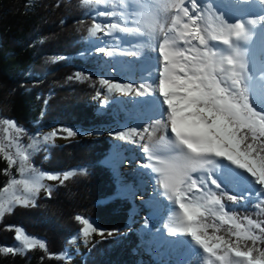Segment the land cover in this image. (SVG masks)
Here are the masks:
<instances>
[{"label": "snow or ice", "instance_id": "obj_1", "mask_svg": "<svg viewBox=\"0 0 264 264\" xmlns=\"http://www.w3.org/2000/svg\"><path fill=\"white\" fill-rule=\"evenodd\" d=\"M81 5L96 6L88 29L91 37L116 32L149 37L155 41L152 52L158 53L142 56L131 48L95 47L97 54L137 61L136 71L127 79H99L105 92L98 90L94 97L103 96L98 111L117 103L109 98L116 94L131 97L145 116L135 126L108 131L113 140L124 143L112 145L116 164L109 167L116 191L97 206L106 207L129 194L136 198L137 190L126 184L120 166L133 159L124 156L130 151L124 144L137 145L147 160L139 168L150 170L137 175L154 174L152 179L162 190L158 196L167 201L153 197L146 204L150 213L168 221L156 240L175 252L170 264H191L193 256L200 257L202 264H264V220L239 215V209L253 207L264 214V104L257 103L258 97H264V0H81ZM117 16L122 19H111ZM98 17L108 20L101 22ZM74 75L81 81L92 76L79 71ZM0 126L4 132L0 157L7 162L3 172L12 176L0 189V220L15 206H37L41 190L50 197L52 188L43 183L45 179L63 185L77 172L86 174V169L51 173L36 168L28 149L38 146L39 134L33 135V144L24 146L20 141L27 130L18 122L0 118ZM103 134L60 126L42 140L48 145L56 138ZM14 166L20 178L11 173ZM4 193H9L7 199ZM225 198L239 209L226 206ZM74 219L81 225L77 235L86 241L97 234L118 242L119 229H103L95 219L80 215ZM15 240L25 250H46L44 242L20 226H15ZM0 251L17 254L14 247ZM57 258L67 259L63 253Z\"/></svg>", "mask_w": 264, "mask_h": 264}, {"label": "trees", "instance_id": "obj_2", "mask_svg": "<svg viewBox=\"0 0 264 264\" xmlns=\"http://www.w3.org/2000/svg\"><path fill=\"white\" fill-rule=\"evenodd\" d=\"M95 7L82 6L81 0H0V118L16 121L27 130L21 139L24 146L32 144L40 129L54 125L88 129L127 122V109L119 102L93 112L96 92H102L98 81L109 73L108 61L95 53L96 41L88 32ZM81 70L91 72V78L76 79L74 74ZM257 103L264 104V97H258ZM3 136L0 126V138ZM112 145L109 139L98 137L42 147L37 152L29 149L32 163L42 171L61 173L81 167L87 176L57 185L51 196L38 199L35 207L18 206L5 214L0 221V248L20 246L15 240V226H20L28 235L44 240L46 250L36 248L23 255L0 251V264H65L57 257L80 236L76 215L95 219L103 229H128L117 236L118 242L116 238L99 240L102 242L91 248L81 264H142V254L152 247L154 264L175 261V252L156 240L163 230L158 215L152 214L147 225L143 221L137 229H130L131 199L97 206L116 191L109 167ZM6 168L7 162L0 157V189L11 179L3 172ZM222 202L239 209L226 198ZM239 215L264 220V214L254 207L239 209ZM191 264L202 261L193 256Z\"/></svg>", "mask_w": 264, "mask_h": 264}, {"label": "rangeland", "instance_id": "obj_3", "mask_svg": "<svg viewBox=\"0 0 264 264\" xmlns=\"http://www.w3.org/2000/svg\"><path fill=\"white\" fill-rule=\"evenodd\" d=\"M107 10H110V9H107ZM251 18H254V16ZM97 19L101 22H107V20H108V18H105V17H98ZM111 19L119 21L122 18L117 16V17H112ZM98 37H99V39L94 38L96 41V45H103V46H108V47L119 46V47H124V48H131L132 50H136V51L140 52L142 54V56L148 55V49H147L146 43H140V41H139L140 37H138V38L129 37V36H126L125 34H121L118 32L113 33L112 36H103L101 33H98ZM125 40L130 41L131 43H124ZM90 55H91V53H86L84 56L88 57ZM97 55H99L103 59H106L109 63V73L107 75L102 76L104 78H111L114 81H119L121 79H127L128 77H131L134 74V72L136 71L137 61L133 57H125V56L107 57L105 54H97ZM113 68H115V70H113ZM80 72L91 73V72L86 71V70H81ZM102 92H105L104 88H102ZM109 98H110V100H114V101H117L119 103L121 101L127 102V103H120L125 109H127V114L129 117H128L126 123H121L120 121H116L114 124H111L109 126L96 125L92 128H88V129L72 127V128H77L81 131L100 130L104 134L100 135V136H83V137L77 136L75 138H68V139L56 138V139H54L53 142H51L48 145L43 143V140H42L43 135L49 133L51 130H53L55 128H59L62 125H54V126L49 127V128H43V129H40L36 133V134H39L38 136H36V140L38 141V146H35L34 148H32L33 151L37 152L42 147H48V146H53V145H63V144H66V143H69L72 141L80 140L82 138L93 139V138H98V137H105V138L109 139L113 144L124 143L121 141L113 140L110 136L107 135L108 131H111L114 128L121 127L125 124H127L128 126L137 125V123H139L145 119L144 112L141 108H139L137 105H135L134 103L131 102V97L116 95V94H109ZM102 99H103V96H101L100 100L94 99V103H93V112L94 113L98 110V106H99ZM64 127H69V126H64ZM61 135H66V134H61ZM5 143H7V142L5 141ZM32 144H33V141H32ZM124 147L130 149V151H126L124 153V156L132 157L133 159H132L131 163H125L123 166H120V171L122 173H124L126 184L131 185V188L133 190H137L136 198L134 200L132 199L130 194L127 197V198L131 199L133 202V209H132V215H131V220H130L129 226H130V229H137L142 224V222L145 221L152 214L158 215L161 219L160 214H158L156 212L150 213V209H149L148 205L146 204V201L152 200V198H150V194L155 193L156 188L159 185L154 179H152V176H154V174L139 176V177H137V179H133L132 176L130 174H128V172H126V170H125L126 168H129V173L130 172L133 173V170L137 171L138 169H141V168H139V163H147V160L145 159V154L139 149V147H137V145L124 144ZM12 150L14 151L15 149L13 148ZM28 151L31 153V156H32L33 152H31L29 149H28ZM114 156H115V153L113 151V153L109 159V162L111 164H116V160L113 159ZM129 165H131V166H129ZM75 169H84V168L80 167V168H75ZM10 171L13 175L17 174V168L15 166ZM144 171L145 172H143V173L148 172L147 170H144ZM86 176H87V172H86V174H80L79 172H77V174L73 178H70V179H75V180L81 181ZM11 178H12V176H11ZM16 178H20V177L18 175H16ZM43 183L45 185L51 186V188H52L51 193L54 191L56 186L60 184L59 181H48L46 179L43 181ZM127 191H128V189H127ZM8 196H9V193L3 194L4 199H7ZM48 196L49 195L46 191L41 190L38 197L36 198V201L38 199H45ZM155 197H157V195H155ZM141 199H143L142 202H141ZM153 203H154V207H155V202H153ZM16 207H18V206H15L14 208H16ZM29 207H32V206H29ZM161 222H162V229L164 231H166V229H164V225L166 223H168L167 219H161ZM127 230L128 229H124V230L120 231L119 233H117V236L124 235L127 232ZM33 238H36V237H33ZM36 239H39L41 242L45 243V241L40 239V238H36ZM101 239L102 238L97 234H92L87 241L84 239L83 236H79L74 241L72 247L69 250H67L65 253H63L67 257V259H63L65 261V264H81L82 260L88 255L91 248ZM19 245H20V243H19ZM16 250H17V254H21V255L26 254L28 251H30V250L23 249L21 245L18 248H16ZM141 258H142V264H154V261L156 259L155 253H154V248L152 247V249L150 251H147L144 254H142Z\"/></svg>", "mask_w": 264, "mask_h": 264}, {"label": "bare ground", "instance_id": "obj_4", "mask_svg": "<svg viewBox=\"0 0 264 264\" xmlns=\"http://www.w3.org/2000/svg\"><path fill=\"white\" fill-rule=\"evenodd\" d=\"M225 3H228V0H225ZM252 7L256 10V12H259L260 11V8L257 7V5H252ZM139 39H140L139 40L140 43H145V41H147L146 46H147V49H148V55L151 54V55L154 56V55H157L158 54V53H153L152 52V49H151V45L153 43H155V41L151 40L149 37H140ZM162 132H163V130L161 129V132H158L157 135L162 134ZM129 166H131V165H129ZM125 170H126V172H128V174H130L132 176L133 179H137V177H139V175H137V173L138 172L143 173V172H145L144 170H147V169L141 168V169H138L137 171L133 170V173H131V172L129 173V168H126ZM147 171L150 172V170H147ZM158 192H162V190L159 189V186L156 188L155 193H151L150 194V198H153V197H155V195H157V198L159 200H165V198L162 195H159L158 196ZM142 201H143V199H141V202Z\"/></svg>", "mask_w": 264, "mask_h": 264}]
</instances>
